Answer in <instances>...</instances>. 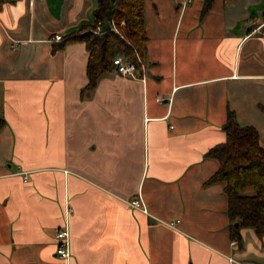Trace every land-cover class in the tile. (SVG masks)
Wrapping results in <instances>:
<instances>
[{"label":"crops","instance_id":"crops-1","mask_svg":"<svg viewBox=\"0 0 264 264\" xmlns=\"http://www.w3.org/2000/svg\"><path fill=\"white\" fill-rule=\"evenodd\" d=\"M96 6L0 8V264H264V235L231 237L205 155L229 110L264 145V0H214L205 14L203 0H145L144 69L108 71L82 96L86 43L55 35L92 23ZM139 195L147 212L127 203Z\"/></svg>","mask_w":264,"mask_h":264},{"label":"trees","instance_id":"trees-1","mask_svg":"<svg viewBox=\"0 0 264 264\" xmlns=\"http://www.w3.org/2000/svg\"><path fill=\"white\" fill-rule=\"evenodd\" d=\"M17 1L0 0V8L5 3ZM213 2L203 0L202 14L211 9ZM111 19L118 23L123 35L109 28ZM98 20L106 24L103 32L93 30ZM122 20L125 25H120ZM74 39L84 41L89 51L86 67L88 82L81 90L82 96L96 87L104 73L116 70L113 60L117 55L134 61L140 71L148 48L145 0H97L94 21L81 25L60 41ZM5 123L1 117L0 130ZM223 128L226 140L215 144L205 153L219 163L209 181L224 183L231 237L242 243L243 227L264 235V145L260 141L258 128L252 124H242L233 110L228 111ZM235 222H239V226H235Z\"/></svg>","mask_w":264,"mask_h":264},{"label":"built area","instance_id":"built-area-1","mask_svg":"<svg viewBox=\"0 0 264 264\" xmlns=\"http://www.w3.org/2000/svg\"><path fill=\"white\" fill-rule=\"evenodd\" d=\"M108 25L111 30H114L117 33L123 35L118 23H116L114 19H111ZM120 25H125V21L122 20L120 22ZM105 27L106 24H104L101 20H98L95 23L93 30L95 32H103ZM63 38L64 36L62 34L58 33L55 35V39L58 41L63 40ZM113 61L116 65V71L118 73L128 76L137 75L138 67L134 61L127 59L123 55H117ZM142 69H144V63L142 64ZM158 100H162V97L159 96ZM127 203L133 208H137L144 212H147L146 204L140 195L133 199L127 200ZM71 212L72 208L70 206H67L65 224L58 226L56 229V253L62 258H68L70 256L69 215L71 214Z\"/></svg>","mask_w":264,"mask_h":264},{"label":"rangeland","instance_id":"rangeland-1","mask_svg":"<svg viewBox=\"0 0 264 264\" xmlns=\"http://www.w3.org/2000/svg\"><path fill=\"white\" fill-rule=\"evenodd\" d=\"M263 8V7H262ZM263 10V9H262ZM262 10L260 11V14H258L259 16V20H262Z\"/></svg>","mask_w":264,"mask_h":264},{"label":"water","instance_id":"water-1","mask_svg":"<svg viewBox=\"0 0 264 264\" xmlns=\"http://www.w3.org/2000/svg\"><path fill=\"white\" fill-rule=\"evenodd\" d=\"M235 226H239V222H235Z\"/></svg>","mask_w":264,"mask_h":264}]
</instances>
